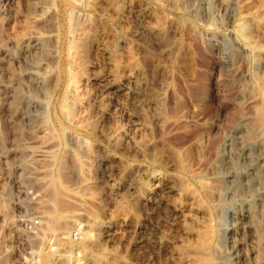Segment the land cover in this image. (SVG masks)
<instances>
[{
  "label": "rangeland",
  "instance_id": "1",
  "mask_svg": "<svg viewBox=\"0 0 264 264\" xmlns=\"http://www.w3.org/2000/svg\"><path fill=\"white\" fill-rule=\"evenodd\" d=\"M129 1L150 9V21L157 27L154 42L149 40L151 36L145 39L143 63L148 88L156 89L160 77L169 71L167 78L178 90L173 118L183 143L162 146L166 151L163 155L177 166L174 180L182 190L173 199L178 211H187V191L198 193L203 201L209 202V197L212 204L217 203L208 218L213 233L205 247L193 248L185 236L176 241L178 231L168 222H163V231L172 240L168 248L133 246L138 233L132 223L141 215L138 204L122 186L107 179L119 177L122 166L129 169L130 160L126 165L116 159L99 164L100 155L110 156L125 145L120 137L110 140L100 135L103 124L92 110L94 89L88 75L98 71L92 67L102 57L98 42L113 48L112 65L118 77L131 60L128 45L112 46L115 26L111 23L113 12L118 10L121 14L116 26L129 24ZM183 1L0 0V264H39L56 251L68 256L63 264H192V259L199 256L210 257L214 264H229L224 258L229 248L223 230L232 221L224 212L232 200L220 198L224 192L220 178L224 174L219 167L216 170L218 164L213 160L203 167L204 176L215 178L212 184L206 180L212 186L205 196L180 165L182 159L185 165L197 158L207 160L205 141L215 130L226 142L229 137L233 140L224 146L226 152L237 149L240 141L251 140L252 159L256 153L264 154V0H202L206 13L198 9L200 14L193 7L201 0ZM99 10L106 12L101 15ZM31 33L36 37L33 42L28 39ZM199 73L206 92L200 101L183 95L188 89L182 82ZM157 114L167 115L163 101ZM229 116L243 118L239 132L228 130V125V132L224 130ZM260 173L261 185L254 187L262 194L264 173ZM253 215L260 237V252L254 260L264 264V205L255 207ZM125 217L131 225L124 222ZM106 219L112 227L102 232L100 227ZM30 222H37L36 233L29 230ZM179 222L190 226L183 219ZM77 251L83 259L71 257Z\"/></svg>",
  "mask_w": 264,
  "mask_h": 264
},
{
  "label": "bare ground",
  "instance_id": "2",
  "mask_svg": "<svg viewBox=\"0 0 264 264\" xmlns=\"http://www.w3.org/2000/svg\"><path fill=\"white\" fill-rule=\"evenodd\" d=\"M196 3L198 2L196 1ZM189 4L191 3H188V5L186 6H189ZM182 5L183 4H181V7ZM43 6H44V3H43ZM183 6L185 7V5ZM190 7H193V6H190ZM193 8L194 10H197V11L198 9L199 11L201 9V12L206 13L205 11L206 8L203 6L202 0L200 1L199 5H197L196 7L194 6ZM149 10L150 9H147L141 3L132 4V2H130L127 11H129L128 14H130L131 19L129 21V24L126 27L116 26L117 18L120 16L121 12H118V10L116 12H113L114 16L111 19L112 21L111 23L113 26H115V28L113 27L114 32L112 35V41H113L112 46L114 44L116 48V47H123L125 45H128L130 48L129 51L132 50V53H131L132 58L127 63V66L124 69L120 77L116 75V71L114 68L115 66L112 65L111 55L113 52L112 51L113 48L107 46L106 44L100 43V42L96 44V47L101 52L99 54H101L102 57H101V61L93 63V66H92L94 68L96 67L98 71L93 72L88 75V80L91 82L93 89H94L93 94H91L92 97L90 99L91 100L90 102H92V107H93L92 110H93L94 116L102 120V123L100 124H103V125L99 130L100 135L110 140L120 137L122 142L125 145L123 149L119 150L118 152L114 150L115 153L112 155L110 154V156L100 155L99 164L100 163L106 164L109 162V160L116 159L117 161L121 163H125L126 165V162L130 160L129 169H127V167L122 166L121 168H119L120 169L119 177L117 178L114 177L115 178L114 179L111 176H107V179L109 181L112 180L113 184L116 186H122L127 192L128 197L136 201V203L138 204V208H139L138 210L141 215H140V218H138L132 223V228L138 233V236L132 240L133 246L142 248L143 246L145 247L150 244L153 247L157 249H161V250L168 248L171 245L172 240L170 239L171 237H168V235H165L163 231V224H164L163 222H168L171 229L178 231V234L175 236L176 241L181 240L182 239L181 236L189 237L191 246L193 248H201L202 246L205 247L204 245L206 244V242H208V240L212 236L213 231H212L211 226L209 225L211 223V220H208V218L209 216L211 217L210 213H211L212 207L214 206L216 207L217 203L215 202L216 203L215 205L212 204L211 202L212 198H209L208 196H207L208 198L207 197L206 198L211 199V200L210 201L208 200L209 202L203 201L201 197L198 195V193L196 194V193L187 191L186 195L189 197V202L186 204L187 211L186 212L180 211L179 213L178 211L180 209L179 205L173 199V196L176 194H179L182 189H180V187L176 185L175 180H174L175 178H174L173 172L177 166L176 165H174L176 167L172 166L173 163L170 162L172 160L168 159L167 157L168 155L166 157L163 155V153L165 154L166 151L164 150L162 146L167 143L168 144L174 143V144H179V145L180 143L181 144L183 143V141L180 142L181 141L180 137L178 139V136H181L182 132L179 131L178 128L176 127L177 122L173 118L174 116L173 114L176 109L175 102L176 100H178L177 98L179 97H177L178 90L175 89V87L170 83V81L167 78V74L169 71L166 72L167 74L165 73V71H164L165 74L162 72L164 75L161 74L162 76L160 77L158 81V85H156V89L153 88L154 90L152 89L150 90V88H148L147 71L145 69L146 67H144L146 63L145 64L143 63L145 62L143 57L145 56V52L147 49L146 42H148V41L145 42V39H146V36L147 37L151 36V39L149 40L150 41L152 40L154 42L155 32L157 29V27L153 25L150 21V17L152 16H150ZM104 11L105 10L103 11L99 10L98 12L101 13L102 15L103 13L106 12ZM199 11L198 13L200 14L201 12ZM208 12L209 11H207V14L210 13ZM229 14L230 13H227V16ZM44 29H47V28H44ZM34 37L35 36H33L32 34L31 36H29L28 39L33 42L34 39L36 38ZM37 39H38V36H37ZM200 41L201 40H198V42ZM230 69H232V67ZM191 77H194V76H191ZM191 77L188 78L189 80L182 81L183 86L187 87L188 89L187 90L188 93H186L185 91V94L183 93V95L194 97L195 99L200 101V99L203 97L204 92H205V87H204L205 83L203 84L202 82L203 77L200 73L195 78L190 79ZM180 89H179L180 91L179 93L182 92L183 88L181 90ZM20 95H18L17 97H19ZM15 98H16V95H15ZM160 101L164 102V107L166 108V111H167V115L163 117L157 114V108H158V105L160 104ZM232 112L234 113V110ZM241 119L243 120V118ZM241 119L237 118L235 120L229 116L228 120H229L230 125L229 123L228 124L226 123L225 126L228 125L230 129H228L229 127L227 126L224 128V130L227 128L230 131L234 130L232 132L235 133V130H238L239 127L242 125V123H240V122H243L241 121ZM227 129L226 131L228 132ZM189 130H192V128ZM216 131L217 130H215V132H213L212 134L210 133L207 138V141H205L206 144H205L204 149L208 155V159L203 160L201 158H197V160L191 165H185L184 164L185 160L183 161L182 159L180 170L182 169L184 171V173L188 176L187 178H189V180L191 179L194 182L196 181L198 183L201 194L206 196L210 194L208 190L212 186L209 183H211L210 181L215 182L214 180L215 178L213 180H209L210 178L204 176L203 167L206 164H208L210 160H213L216 162L215 164H218L217 167L215 166L216 170L219 167L218 169H220L221 172L224 174L222 178H220L222 180L220 182L223 183V185L221 186H223L224 192H223V195L221 196L218 195V197L220 196L221 199H224V197H226L229 201L232 200L231 202L228 201L229 204L233 203L234 201L233 204L231 205L228 204V207L225 208L226 211H224L231 217V220H232L231 223L228 226H226L223 230V235H224V238L229 248L227 252L228 255L227 253H225L227 257L224 255L225 256L224 258H227V261H229V264H258V262L254 260V255L260 252V249H259L260 241L258 240L260 237L257 238L258 234L256 235L257 225H256V220L254 219L255 217L253 215V209H255V207L256 208L260 206L262 207L264 205V197L262 196L264 192H262V194L259 193V190L256 189L254 186H257V184L261 185L258 182H259V177H260L259 174L261 175L260 172L263 171L264 173V154L262 155V154L256 153L255 155L256 158L252 159V149L253 148H252V144L249 143L251 140L247 137L244 139L246 140L248 139L250 141L248 142H243L244 140L240 141L241 144L242 142L244 143L243 145L239 143V145L241 146V149L237 150L240 146L238 145L239 147L237 146L238 147L237 148L235 147L237 145L236 144L235 146H233V148L235 147L237 149L233 150L232 148L233 152H231L230 150L229 151L231 153H229L228 150L226 152L224 149V146L231 145L233 140L231 139L232 141H230L229 140L230 137H229V139L226 142V140L222 138L221 134ZM221 131L223 134V130ZM240 131L242 132V130ZM191 133H194V132H191ZM233 136L235 137V135ZM104 141L106 140L104 139ZM238 141L236 143H238ZM260 142L262 143V141ZM229 147L230 146H228V148ZM254 147L256 148V146ZM186 148L187 147H185V149ZM261 150H262V147H261ZM155 151H157V153H155ZM183 153L185 152L183 151ZM245 154L247 155L244 156ZM250 155H251V158L247 160V157H250ZM184 156L185 155H183V158ZM259 156H261V162H259L260 160L258 161V158L260 159ZM156 166L160 167L161 169L160 170L154 169V167ZM207 179L209 180V183L206 181ZM216 184H218V182H216ZM225 205H223V207ZM220 209L221 211H223L221 206H220ZM256 212H257V209H256ZM222 217L223 216H221V218ZM125 218L123 219L124 222L128 225H131L130 224L131 221L127 219L128 217L126 218L127 220H125ZM181 219L188 222L190 226L179 224L180 223L179 221ZM111 227H112V224L110 222V219L109 220L106 219L102 221V226L100 227V229L102 230V232L103 231L106 232L107 230L109 231ZM76 230L78 231L79 228H76ZM84 233H86V231H84ZM218 233L221 234V232H218ZM96 234L98 235V232ZM51 251L54 252L55 251L54 248L53 249L51 248ZM199 257H194L192 259L193 260L192 264H214L213 263L214 260H212L211 262V260L209 259L210 257L209 258L204 257V256H203L204 258L202 257L199 258ZM126 262L128 263V261ZM40 263L42 262L40 261ZM43 263H46V261L44 260Z\"/></svg>",
  "mask_w": 264,
  "mask_h": 264
},
{
  "label": "built area",
  "instance_id": "3",
  "mask_svg": "<svg viewBox=\"0 0 264 264\" xmlns=\"http://www.w3.org/2000/svg\"><path fill=\"white\" fill-rule=\"evenodd\" d=\"M29 230L32 231V233H36L38 231V224L37 222H30L28 225ZM74 259H83V254L79 251L74 252L71 256ZM68 256H62L58 253L51 254L46 258L47 263L46 264H63L64 262L68 261ZM42 260L41 262H43Z\"/></svg>",
  "mask_w": 264,
  "mask_h": 264
}]
</instances>
